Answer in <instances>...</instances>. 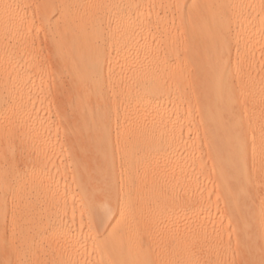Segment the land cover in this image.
<instances>
[{
    "label": "bare ground",
    "instance_id": "1",
    "mask_svg": "<svg viewBox=\"0 0 264 264\" xmlns=\"http://www.w3.org/2000/svg\"><path fill=\"white\" fill-rule=\"evenodd\" d=\"M0 264H264V0H0Z\"/></svg>",
    "mask_w": 264,
    "mask_h": 264
}]
</instances>
